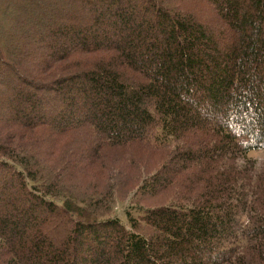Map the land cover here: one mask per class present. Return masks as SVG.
<instances>
[{"label":"trees","instance_id":"1","mask_svg":"<svg viewBox=\"0 0 264 264\" xmlns=\"http://www.w3.org/2000/svg\"><path fill=\"white\" fill-rule=\"evenodd\" d=\"M0 22L1 264H264V181L237 167L264 149V0H0ZM46 93L59 125L21 107ZM92 135L174 142L139 188L169 200L108 212L64 146Z\"/></svg>","mask_w":264,"mask_h":264},{"label":"rangeland","instance_id":"2","mask_svg":"<svg viewBox=\"0 0 264 264\" xmlns=\"http://www.w3.org/2000/svg\"><path fill=\"white\" fill-rule=\"evenodd\" d=\"M78 4L80 5V2ZM81 8L82 7H78V10H80ZM182 8L186 11L187 10L192 11L194 9L191 6L182 7ZM207 10H208L207 7L206 8L201 7V9L198 10L199 15L202 17L200 18L201 19L200 21L202 23H207L205 20H207V18L209 19L211 18L210 20H207L208 23H210L212 27L218 28V26H216L217 21L214 23L211 21L213 19L214 20H218V19H216V16H213V13L211 15L210 13L211 11H207ZM47 11L44 12L47 13ZM78 12H83V11L80 10ZM38 13L41 14L43 13V11L41 10ZM98 34L99 33L88 32L87 36L98 35ZM72 38H74V36ZM109 38L112 39L115 37L109 36ZM70 42L71 40H69V43ZM14 86L16 85L14 84ZM29 90L33 91L32 88H29ZM40 93L41 92H38V95H40ZM44 96L45 97L42 98L43 100H45V102L42 105L43 109H36L34 111L31 108H29L28 104H23L21 107L27 109L25 110L24 114L30 115L35 120L38 119L41 120L43 118L46 120V122L53 123L55 125L61 124L62 122H60V120H58L56 117L57 113L60 112L62 109L60 100L58 99L59 98L58 95L56 93H50V94L46 93ZM1 105H0V117H4L5 114L6 115L8 114L9 110L5 105L2 106ZM88 106L89 105L87 104V107ZM82 111L79 114L84 115L87 113L84 110ZM24 114H22V116ZM65 118L67 121L68 117ZM51 131L52 130L47 128H40V129L34 128V129H29L26 132L27 134H32V136H37V135L42 136L45 133H49ZM55 137L56 139H58L57 135H55ZM79 138L80 137L78 136H74L67 139L64 138L66 140L65 143H68L67 145H64L67 149L70 148L74 149L75 147H76L75 149H77L76 150L77 154L75 157H73L74 152L70 154V150L68 151L67 155L71 156L72 163L73 161H77L76 159L79 158L81 160V165L85 164L87 167H89V172L83 173L81 176V178H84L85 180L84 181L85 185H90V181H88V179H90L92 174L96 171L98 177H101L104 183V185H102V189L106 188L107 190L110 191L111 189L110 187L114 188L115 190L114 198L113 199L110 198V203L107 204L105 207L106 210H108V212H110L113 215L119 216L124 223H127V218L125 214L126 210H130L135 215L137 214V212L135 211L136 206L148 208L154 205H158L166 200H169L168 195L166 196L144 195L143 193L139 192V188L143 184L144 177L145 178L148 177L147 171L156 172V169L161 160L168 162L167 161L168 157L166 159L164 155H166L167 152L170 151L175 146L174 142L171 143V146L167 148L165 147V143L167 142L168 139H164L163 141L158 139V141H156V137L154 135H151L149 137L152 140L151 144L133 143L128 145L116 146L115 144L103 143L97 138H95L93 135H92V139H95L94 143L78 141ZM69 139L75 140L74 143L69 142L68 141ZM57 141L62 142V140L60 139ZM56 143L57 142H55L54 149L57 150L54 151L59 153L60 147L57 146ZM95 146H98L100 148V153L98 158L96 157L94 158V156H89V154L91 153V149H94L93 147ZM92 157L95 159L94 161H92L93 160L91 159ZM226 162H232V161H226ZM237 167L239 170H241L240 174L243 176L242 186L249 188L248 190L253 194V191H255L256 188L252 187V184L251 187L247 186L246 181L248 180H245L244 176L245 174H247V176L248 175L254 176L259 172L260 178L262 179V181H264V149L253 151L249 155L248 159L246 158V159L237 160ZM101 168H104L106 171L102 170ZM92 169L93 171L90 173V170ZM92 185L93 184L91 183V186ZM155 198H158L159 201L158 199ZM61 232L59 233V236L56 234L55 236L60 237Z\"/></svg>","mask_w":264,"mask_h":264}]
</instances>
